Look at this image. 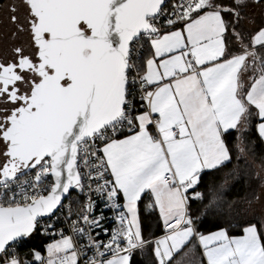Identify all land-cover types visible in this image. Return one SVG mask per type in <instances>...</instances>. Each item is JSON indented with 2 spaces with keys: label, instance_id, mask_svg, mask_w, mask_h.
<instances>
[{
  "label": "snow or ice",
  "instance_id": "6c2138e0",
  "mask_svg": "<svg viewBox=\"0 0 264 264\" xmlns=\"http://www.w3.org/2000/svg\"><path fill=\"white\" fill-rule=\"evenodd\" d=\"M253 6L264 0L10 4L27 44L0 59V264H264V195L238 207L223 184L198 191L231 163L233 132L242 144L254 125L264 141ZM146 197L161 235H145ZM41 231L44 252L22 256Z\"/></svg>",
  "mask_w": 264,
  "mask_h": 264
},
{
  "label": "trees",
  "instance_id": "16d2710c",
  "mask_svg": "<svg viewBox=\"0 0 264 264\" xmlns=\"http://www.w3.org/2000/svg\"><path fill=\"white\" fill-rule=\"evenodd\" d=\"M5 0H0V8ZM239 133L233 132L228 138L229 147L232 152V161L226 167L220 170H213L202 175V180L198 190L209 196V190L213 186L224 185V200L229 203H234L238 207H246V201L252 199L254 195H258L262 187L263 179L257 173L256 164L264 169V141H262L256 131L255 126H250L248 132L243 134V147L245 154L239 152L237 140ZM241 145V144H240ZM239 157V159H237ZM233 170H236L233 173ZM233 173L232 175H229ZM227 181V183H225ZM146 197L144 203L140 204L141 220L146 236L152 234H162V224L159 220L158 211L149 213L145 210V205L148 203ZM207 202V200L205 201ZM193 209L202 207L198 203H193ZM225 212L227 207L225 206ZM213 217H209L206 221L202 231H207L210 228ZM214 230V229H212ZM52 238L41 235L39 232L34 235L31 240H28L20 248V254L23 256L25 253H30L34 248L41 253L44 252V246L51 242ZM29 259L32 258L30 255ZM137 264H140L139 256L136 257Z\"/></svg>",
  "mask_w": 264,
  "mask_h": 264
},
{
  "label": "rangeland",
  "instance_id": "374dc122",
  "mask_svg": "<svg viewBox=\"0 0 264 264\" xmlns=\"http://www.w3.org/2000/svg\"><path fill=\"white\" fill-rule=\"evenodd\" d=\"M20 0H5V3L1 5L0 8V56L5 58L11 57L10 49L15 44H27V34H20L16 39H12V33L15 31V25H13L9 19L10 12L8 11V7L12 3L19 4ZM21 22H23V12L20 13ZM243 147V145H240ZM240 152V151H239ZM245 154V153H242ZM257 173L263 179L262 185H264V169H262L259 165L256 164ZM264 191V187H261ZM32 259V258H30Z\"/></svg>",
  "mask_w": 264,
  "mask_h": 264
},
{
  "label": "built area",
  "instance_id": "2783aa9c",
  "mask_svg": "<svg viewBox=\"0 0 264 264\" xmlns=\"http://www.w3.org/2000/svg\"><path fill=\"white\" fill-rule=\"evenodd\" d=\"M198 191H200V190H198ZM74 199L79 200L80 203L71 204L72 212L74 214L73 218H75V213L78 212L79 210H81V208L83 207V197H75L74 196ZM64 203H65V205H69V201L68 200H65ZM101 207H103V205H101ZM97 211H99V209ZM66 215H67V208H65L61 212L57 213V216L59 217V221H55V218H54V221H53V222L56 223L57 230L59 228H61V227H63L65 230H67V224L64 223V218H65ZM105 215L111 217L113 215V213L108 211V210H105ZM48 222L49 221H47L46 218L44 220H42V224H47ZM106 226H108V225L106 224ZM39 233L41 235H44V236L48 237V238H52L50 235H48L46 233H43V231H41ZM103 239H107V237H103Z\"/></svg>",
  "mask_w": 264,
  "mask_h": 264
},
{
  "label": "crops",
  "instance_id": "0c3cea01",
  "mask_svg": "<svg viewBox=\"0 0 264 264\" xmlns=\"http://www.w3.org/2000/svg\"><path fill=\"white\" fill-rule=\"evenodd\" d=\"M248 11L251 15L255 16V19L257 20V22H259L261 20V18H264V10H262L258 7L253 6L250 9H248ZM258 195H264L263 189L259 190Z\"/></svg>",
  "mask_w": 264,
  "mask_h": 264
},
{
  "label": "flooded vegetation",
  "instance_id": "af4514ba",
  "mask_svg": "<svg viewBox=\"0 0 264 264\" xmlns=\"http://www.w3.org/2000/svg\"><path fill=\"white\" fill-rule=\"evenodd\" d=\"M0 59H3V58L0 56Z\"/></svg>",
  "mask_w": 264,
  "mask_h": 264
}]
</instances>
